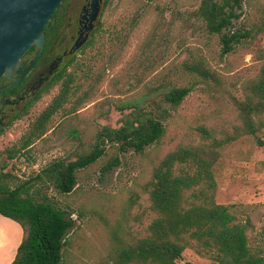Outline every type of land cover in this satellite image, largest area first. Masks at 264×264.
Instances as JSON below:
<instances>
[{
    "label": "rangeland",
    "instance_id": "374dc122",
    "mask_svg": "<svg viewBox=\"0 0 264 264\" xmlns=\"http://www.w3.org/2000/svg\"><path fill=\"white\" fill-rule=\"evenodd\" d=\"M85 2L68 0L61 35L65 43L55 56L69 44ZM200 4L201 0H104L101 22L90 45L76 55L75 66L68 70L76 73L79 95L86 101L77 107L72 102L75 99L66 104L52 118L46 135L10 161L8 169L16 183L25 182L53 160L69 157L80 141H89L102 126L118 127L121 113L116 105L122 101L137 98L151 85L192 87L176 108L163 102L150 107L162 119L166 132L143 154H120L110 145L104 157L78 172L77 190L72 194L40 184L32 189L73 211L75 226L69 233L63 264H102L117 238L144 237L154 218L150 182L162 159L181 147L210 145L235 136L241 124L235 99H243L245 83L264 64V0H244L237 10L230 32L241 39L230 53H224L220 38L194 17ZM195 63H202L213 76L203 77L187 68ZM58 92L55 86L28 114L5 128L0 136L3 159L6 149L21 145ZM217 151L216 201L237 205L240 219H249L253 226L252 242L264 247V146L245 136ZM116 158L120 164L104 172ZM181 263L214 264L191 249L185 251Z\"/></svg>",
    "mask_w": 264,
    "mask_h": 264
},
{
    "label": "trees",
    "instance_id": "16d2710c",
    "mask_svg": "<svg viewBox=\"0 0 264 264\" xmlns=\"http://www.w3.org/2000/svg\"><path fill=\"white\" fill-rule=\"evenodd\" d=\"M244 0H201L193 15L203 21L207 31L217 35L230 53L240 42L239 34H231L237 10ZM61 9L57 10L44 32L47 39L45 55L53 53V42L58 34ZM32 47L26 56H32ZM76 56L71 57L41 89L37 97L27 104L8 123L23 118L32 106L55 86L58 94L33 122L30 133L19 147L6 149V158L0 156V214L17 222L23 238L11 264H63L69 245V233L75 226L68 211L52 202L47 195L32 189L52 186L60 194L69 195L77 190L78 172L104 157L108 146L115 145L120 154L134 151L143 154L147 148L159 143L166 128L157 113L150 109L163 102L176 108L192 92V87L151 85L135 99L116 105L121 113L118 127L102 126L87 142L67 158L53 160L40 173L29 180L16 183L15 175L8 169L11 160L29 149L49 130L56 113L72 100L75 107L86 101L80 96L81 86L75 72L68 71ZM27 64V60L25 61ZM75 66V65H74ZM190 71L203 77L213 75L202 63L188 64ZM241 124L234 137L210 145L181 147L167 154L154 169L149 195L154 218L141 238L131 241L117 238L102 264H182L187 249L214 264H264V247L254 244L250 237L253 229L249 219H240L238 206L219 204L216 201L218 184L215 168L220 157L217 151L226 143L251 136L260 147L264 146V64L258 75L243 87V99H235ZM5 129L0 131V136ZM120 160L109 162L104 172L112 171ZM16 184L15 187H12Z\"/></svg>",
    "mask_w": 264,
    "mask_h": 264
},
{
    "label": "water",
    "instance_id": "95a60500",
    "mask_svg": "<svg viewBox=\"0 0 264 264\" xmlns=\"http://www.w3.org/2000/svg\"><path fill=\"white\" fill-rule=\"evenodd\" d=\"M64 0H0V80L5 77L11 83L0 89L4 94L20 84L28 72L41 59L45 44V28ZM98 0H92L94 13H98ZM79 40L70 51H77L85 42ZM37 49L35 58L29 67L22 70L16 78L13 76L22 68L23 58L29 50ZM67 52L63 54V57ZM63 57L59 58L62 61ZM56 61L53 63L55 65Z\"/></svg>",
    "mask_w": 264,
    "mask_h": 264
},
{
    "label": "flooded vegetation",
    "instance_id": "af4514ba",
    "mask_svg": "<svg viewBox=\"0 0 264 264\" xmlns=\"http://www.w3.org/2000/svg\"><path fill=\"white\" fill-rule=\"evenodd\" d=\"M67 2L64 0L63 4L59 8L61 9L60 17L62 22L59 24L58 34L53 42L54 51L50 55H45V49L41 59L32 68L28 74L22 79L20 84L14 86L4 94L0 93V131L5 129L9 122H11L27 104H30L37 97L41 89L49 82L50 78L56 74L61 67L67 63V61L76 56L79 52L90 45L92 38L94 37L97 26L100 24L101 11L104 6V0H98V13H94L92 7V0H86L82 5L77 19V24L74 28L72 35L70 36L69 44L64 46V51L55 56L59 51L61 45L65 43V39L61 38L64 31L67 20ZM87 37V41L75 52L70 54V51L75 46L77 41L82 43L84 38ZM47 45V39L45 48ZM37 49L33 56L23 59L22 68L13 77L16 78L20 75L21 71L29 67L31 61L36 56ZM67 52V55L63 57V54ZM55 56L51 61L52 57ZM63 57L62 61L59 58ZM27 60V64L25 61ZM56 61L55 65L53 63ZM11 81L3 77L0 80V89L4 88Z\"/></svg>",
    "mask_w": 264,
    "mask_h": 264
},
{
    "label": "crops",
    "instance_id": "0c3cea01",
    "mask_svg": "<svg viewBox=\"0 0 264 264\" xmlns=\"http://www.w3.org/2000/svg\"><path fill=\"white\" fill-rule=\"evenodd\" d=\"M23 238L21 226L0 214V264H11Z\"/></svg>",
    "mask_w": 264,
    "mask_h": 264
}]
</instances>
